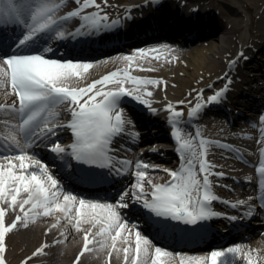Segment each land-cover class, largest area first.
Segmentation results:
<instances>
[{
  "label": "snow or ice",
  "instance_id": "obj_1",
  "mask_svg": "<svg viewBox=\"0 0 264 264\" xmlns=\"http://www.w3.org/2000/svg\"><path fill=\"white\" fill-rule=\"evenodd\" d=\"M62 2L63 0H60V3H54L52 0H40L33 9L28 3L17 4L15 0H0V25L26 24L28 32L23 35L22 39H19L17 47L26 46L37 34L48 31L57 23L54 13ZM77 3H80V0H77ZM89 6L99 7L96 5V0H82L80 7L68 12L66 16L59 17V19L66 20L78 17L82 9ZM25 14L29 16L30 24L24 19ZM97 17L98 13H92L91 16L84 15L82 18L91 20V25L96 26L98 24ZM99 19H106V17H99ZM58 35L62 37L64 33L60 32ZM138 53L140 56L146 55L142 49L138 50ZM2 59L7 70L0 68V87H4L6 78L17 97V101L12 105H0V108H15L18 104V111L22 117H26L22 118V122L19 124L20 132L24 133L31 129L38 118H41L43 113L48 112L50 106L67 102L70 105L69 113L71 116L67 124L49 127L48 117H44V127L39 128V125H36L39 131L33 132V135L37 140H40L41 138L46 139L47 135L54 136L57 128L70 129L74 137V142L68 146L71 149L69 154L71 158L82 164L100 169L109 166V146L113 137L120 134L126 124L122 111L116 110L122 97L133 95L132 91L124 86L125 81L134 84L140 82L145 84L157 83L154 80L141 81L139 77H131L125 69L123 78L120 77L118 71H113L100 79L93 80L86 87L69 88L64 86L65 82L72 77H81L92 67L90 63L47 59L41 54H12L2 57ZM123 59L131 62L133 57L125 56ZM109 83H116L119 87L107 91L96 90L97 86H105ZM226 90L227 87L209 97V102L218 101L223 91ZM146 94L151 95L150 92ZM134 98L141 100L140 96ZM141 103H145V101L141 100ZM168 107L171 108L172 105H168ZM202 107V104L197 103L188 115H193ZM58 115V113L49 112V116ZM180 115V112L172 113L174 128L172 134L179 142L178 150L185 153L183 156L185 163L179 171L164 169L170 176V180L161 184L147 179L146 171L140 169L141 167L146 169L148 165L137 162V171L135 172L137 181L130 189L132 198L141 202L143 207L156 218L155 225L161 230H167L170 221H181L186 225H198V222L220 215L209 206L218 197L210 190L209 175L211 173L209 169L212 165L206 159V142L200 141V151L197 152L193 148L191 139H182L180 129L176 127V118ZM261 121L264 122V116L261 117ZM11 140L19 145L15 136H12ZM26 147H31V145H26ZM50 151L54 154L67 152L66 148L59 143H55ZM261 154L264 156V148L261 149ZM5 159H7V164H0V203H7L8 208L0 206V264H6L3 255L6 251V234L13 232L21 224L27 227L30 220L36 219L38 213L35 210L38 208L44 209L43 215L45 216L53 210L62 211L65 216H68L72 207L75 206L76 230H80L79 225L81 223H90L93 226L102 224L103 226L96 233V236L102 237L101 247H104L110 238L112 247L115 248L117 238L121 237L122 230L126 228L127 222H121L122 213L120 209L128 207L125 197L129 195V192L123 193L115 204L87 202L84 199H79L77 204L76 196L64 194L63 201L65 203L62 205L57 203V199L63 193V189L58 179L54 178V174H51L50 169L39 159L29 156L27 152L16 154L13 157H5ZM26 160H30L31 163H26ZM194 160L199 161L198 172L194 170ZM14 161H19V165L17 166ZM17 167L20 171H17ZM257 172L264 174V159L261 160V166L257 168ZM200 174H202V180L198 178ZM219 175H223V173H219ZM103 178L102 173L88 170H82L78 175V179L85 183L97 182ZM145 183L150 186L149 189L145 188ZM22 192L28 193L27 199H18ZM29 204L31 208L26 210L25 206ZM17 205L19 212L23 215L17 214L10 224H5L6 212L14 211ZM94 242L95 239H89V233H85L83 248L76 256L74 264H80L81 256L85 252L93 250L89 245ZM149 244L148 238L144 237L140 231H135V254L132 256V264H144L143 258L148 253V248L144 246ZM45 247L47 245H41L32 255L41 254ZM128 251V248L124 249L126 261ZM238 252L239 246L224 251H212L207 258V264H234L227 259V254L236 256ZM169 255H171L169 252L160 247H155L152 264H164L162 257ZM27 259L30 260L31 257ZM21 264H27V261H22ZM193 264H204V261L195 258ZM248 264H253V261L248 259Z\"/></svg>",
  "mask_w": 264,
  "mask_h": 264
},
{
  "label": "bare ground",
  "instance_id": "obj_2",
  "mask_svg": "<svg viewBox=\"0 0 264 264\" xmlns=\"http://www.w3.org/2000/svg\"><path fill=\"white\" fill-rule=\"evenodd\" d=\"M155 1L157 0H98L96 5L99 7L89 6L86 9L89 11L90 15L92 13H97L98 9H103L111 18L116 20L117 18H122L124 16V13L126 12L124 8L131 6L132 9L130 10V13L133 15V20L135 19L136 22L133 23V20H131L127 21L125 24H129V27H131L130 30L133 32H136V30L144 27L143 21L140 20L141 17H138L139 12L147 15L150 14L155 25L162 27L167 26L169 28L167 33L160 34L158 37H153L151 39L154 41L153 44H148L146 47H141L145 50V52L151 50V48H155L163 54L171 53L172 45L169 43V39H173V36H179L182 38V31H187L183 35L185 41H190V38L187 37L188 34L195 35L194 41L192 42L193 46L186 55L190 60L187 69H184L185 64L182 55H174L173 62L171 63L163 58L165 66L169 68V70H165L161 66H155V64H142L140 59L144 56H140L139 53L132 56L133 60L131 62L126 61L120 57L125 53L120 51L115 55L113 53H105L102 54L103 56L100 58H92L100 59V61L103 63L97 65L92 64V67L86 73H83L81 77H72L66 81V83L72 86H76L78 84L81 85L86 83L92 76L110 67L126 64L134 65L139 70L137 71L138 74L163 76L166 78V89L163 92L159 91L158 95V87L161 88L162 85L156 83L150 84L151 88L146 89L141 87V91L135 90L136 96L141 95L144 97L143 101H145V106L156 107L157 109L159 108L157 113L151 115V118H148V120L151 119L152 121H156L160 131L163 125L168 126V118L166 119L168 113H164L163 107L168 104L173 105V103L178 101H180V103L182 102L183 106H176L174 107V110L185 109L183 118L185 119L186 123H189V118H187L188 116L186 114L188 109L193 105V103H195V101L202 99L206 100L210 97L209 95H211L213 90L211 88L212 86H210V83L206 80L217 70L223 72L227 68V61L231 62L230 60H233V64H235V67L237 70H239L238 75L242 79L240 80L243 83L252 81V78L255 74L257 75L258 73H263L264 0H224L223 6L221 8H215V6L218 4L211 5L209 3L208 6L210 8L206 10L201 9V5L198 2H191L188 0H184L185 6L183 7L180 6V3H177L178 0H161V4L160 2ZM180 1L182 2V0H179L178 2ZM24 2L32 6L35 2L39 3L40 0H24ZM52 2L60 3V0H52ZM67 3L68 2H65V4ZM155 5L156 7L154 8ZM238 5L244 6L246 10L250 12V21L246 24L247 30L250 34L248 42L245 44H238L237 39L238 30H241L242 27V24L239 22L243 21V19L241 20L234 17L235 14H238ZM229 20H233L234 22H228ZM222 21L223 23L224 21H227L229 26L222 29ZM137 24L140 26H135ZM212 26L214 28L216 27L217 29H221L222 34L218 36L217 34H214L213 30L215 29ZM173 32L176 34L174 33V35H172ZM214 40H217L218 44L214 43ZM257 41L261 42L257 43ZM255 47H257V53H253L251 58L249 52L251 50L254 51ZM125 50L129 51L127 49ZM216 54H218V60L213 59V56ZM244 55H249V58L244 60L242 65L238 64L239 61L243 59ZM43 56L48 59L52 55L44 54ZM92 57L96 56L94 55ZM245 68H247V70H245ZM221 81L222 77H220L214 83V85L217 86ZM203 86H205L204 90L201 89ZM262 88L264 89V85L261 87V89ZM148 92H150L151 95H147L146 93ZM152 93H154V95H152ZM242 96L245 98V102L243 104L238 103L236 100L234 101V99H232L229 95L231 103L234 104L233 109L237 108V110L242 112L243 108L250 106L252 102H261L264 106L263 92H261V95L257 96L252 94L250 91H244ZM13 97L12 91L5 82L4 87H0V103H11L13 102ZM149 99L151 100L149 101ZM233 109L232 112H235ZM0 111L4 112L3 115L7 117V119L3 121L5 123L0 125V127H2L7 135H10L11 137L14 136V130L12 127L14 118L16 117V109L14 110L12 107L10 109L1 108ZM239 111H236L234 117L238 122H233L230 127L226 128L224 124L218 125L217 122H213L212 118H210L207 120L209 124L208 129H217L219 132L228 130L232 131V133L242 131L243 133L244 127L241 123L243 117L242 113ZM66 112L67 108H64V113ZM137 114L140 116V112H137ZM246 114H251V112H247ZM219 121L222 122L223 120L219 119ZM156 131L158 132V129H154V132ZM140 132L144 133L143 140L165 138L163 134L158 135L157 133L156 136L151 137L150 133H152V131H150L147 127L142 128ZM148 143V145H151L154 142L151 141ZM251 145L254 147L253 144ZM163 155L164 156H155L154 161H157V164H150L149 162L147 163V154H143L141 156L142 160L146 162L145 164L148 165L146 169L143 168L147 173V179H156V176H153L156 175L155 172H160V174L157 176H161V173L162 176L164 175V169L167 166L162 164H166L168 163L167 161L169 159H172V153L166 152ZM212 158L215 159L214 161L216 162H213V164H215L218 169L224 167V165L227 167V164L218 159L220 158L219 156L213 154ZM223 172L226 171L223 170ZM239 181H244L242 176L239 177ZM132 185L133 184H129L128 189L124 191L130 192ZM146 187L147 183H145V188ZM27 194L28 193L22 192L19 195L21 197H18V199L22 200L27 196ZM0 204H3L6 209L8 208L7 203ZM25 208L26 210L28 209L27 205ZM37 211L40 210H35V212ZM43 211L44 209L38 212L39 215H37L35 223L30 224V221H33L30 220L27 227H24L23 224L19 225V228H23L13 233V235H11L12 238L7 240L6 244H8L9 249L7 247L6 250L8 251V258L12 264H21L22 261H27V264H64L63 262H68L70 259H72V255L75 256L76 252L78 251V248L76 245H74L75 241L78 242L79 237L81 238L84 233H89L88 227L84 223L79 225V231L74 228V215H72L70 218L65 217V214H59V216L52 217L54 216L53 214H50V216L43 215ZM58 212L61 213L62 211L58 210ZM17 214L23 215L19 212L18 205L14 211L6 212V220L15 219ZM45 217H51V219L45 222H43V220L38 221V219H43ZM89 236L90 238L92 237V239H95V242L91 244V248L93 250L88 255L90 256L91 254V259H84L81 264H108L105 258L108 251H110L111 264H120L121 262L126 261L125 252H123L118 245L122 237L117 238L115 248L112 247V241L110 239L109 242L107 240L105 246L100 249L102 237L96 236V232L89 233ZM234 238L236 239L229 242L226 249L239 246V252L236 256H233L230 253L227 254V259L229 261L234 262V264H248V259H251L253 264H264V248L257 243H254V240L250 234L242 238L241 235L237 233L235 234ZM42 243L47 245V247H45L41 253L43 256L41 258L40 254L33 256V252H35L37 248H40ZM123 245L127 244L123 243ZM66 247H68V249H66ZM205 247L207 248L208 246L203 244L201 249H204ZM178 253L186 254L187 252L181 251ZM29 257H31L30 260L27 259ZM127 257V261H129V259L131 261L132 257L130 251H128ZM143 259L144 264H152V260L145 261V258ZM162 259L164 260V264H182V262L179 263L176 258L169 261H166L163 257ZM183 264H193V261L191 259H186L183 261Z\"/></svg>",
  "mask_w": 264,
  "mask_h": 264
},
{
  "label": "rangeland",
  "instance_id": "obj_3",
  "mask_svg": "<svg viewBox=\"0 0 264 264\" xmlns=\"http://www.w3.org/2000/svg\"><path fill=\"white\" fill-rule=\"evenodd\" d=\"M188 1H191V2H198V1H196V0H188ZM209 1V3L211 4V5H213V4H218V5H216L215 6V8H221L222 6H223V1L224 0H208ZM222 3V4H221ZM214 8V9H215ZM256 13V12H255ZM254 13V14H255ZM250 12H248V10H246V8L244 7V6H242V5H238V14H235L234 15V17L235 18H238V19H243V21L242 22H239L240 24H242V27H241V30H238V35H240L241 37L240 38H244V36H249V32L247 31V23L250 21L249 20V18H250ZM228 22H234L233 20L232 21H228ZM239 24V25H240ZM222 29H224L225 27L227 28V26H229V24L227 23V21H224V23H223V21H222ZM214 28V27H213ZM215 30L213 31L214 32V34H218V35H221L222 34V31H221V29H217L216 27L214 28ZM217 35V36H218ZM257 43H258V41H257ZM256 60H257V57H256ZM261 78V77H260ZM257 80V79H256ZM252 82H256L255 81V79H252ZM245 85V84H244ZM248 85H246L245 87H247ZM243 111H246V109H243Z\"/></svg>",
  "mask_w": 264,
  "mask_h": 264
}]
</instances>
